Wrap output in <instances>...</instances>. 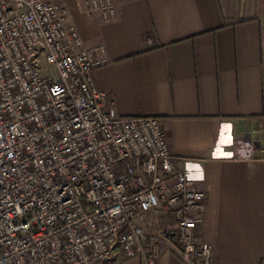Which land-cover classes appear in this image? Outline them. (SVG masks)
Segmentation results:
<instances>
[{
    "label": "built area",
    "instance_id": "obj_1",
    "mask_svg": "<svg viewBox=\"0 0 264 264\" xmlns=\"http://www.w3.org/2000/svg\"><path fill=\"white\" fill-rule=\"evenodd\" d=\"M87 12L116 18L111 0ZM106 63L54 0H0V264H158L160 246L209 264L194 235L204 192L177 167L159 118L118 116L95 87ZM235 145L249 157V143ZM160 212L174 223L147 232Z\"/></svg>",
    "mask_w": 264,
    "mask_h": 264
},
{
    "label": "crops",
    "instance_id": "obj_2",
    "mask_svg": "<svg viewBox=\"0 0 264 264\" xmlns=\"http://www.w3.org/2000/svg\"><path fill=\"white\" fill-rule=\"evenodd\" d=\"M54 1L84 47H103L91 76L116 114L159 118L177 167L204 192L194 235L209 264H264V0H111L110 22L89 0ZM157 263L184 264L163 246Z\"/></svg>",
    "mask_w": 264,
    "mask_h": 264
},
{
    "label": "rangeland",
    "instance_id": "obj_3",
    "mask_svg": "<svg viewBox=\"0 0 264 264\" xmlns=\"http://www.w3.org/2000/svg\"><path fill=\"white\" fill-rule=\"evenodd\" d=\"M166 214V215H165ZM169 213H152L147 217V221L145 223V229L149 233H157L160 230H165L166 228L170 227L174 223V219L168 220L167 217ZM170 217V216H169Z\"/></svg>",
    "mask_w": 264,
    "mask_h": 264
}]
</instances>
